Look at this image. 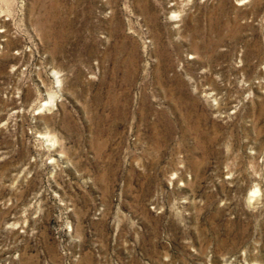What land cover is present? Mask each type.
<instances>
[{
    "label": "rangeland",
    "instance_id": "rangeland-1",
    "mask_svg": "<svg viewBox=\"0 0 264 264\" xmlns=\"http://www.w3.org/2000/svg\"><path fill=\"white\" fill-rule=\"evenodd\" d=\"M0 264H264V0H0Z\"/></svg>",
    "mask_w": 264,
    "mask_h": 264
}]
</instances>
